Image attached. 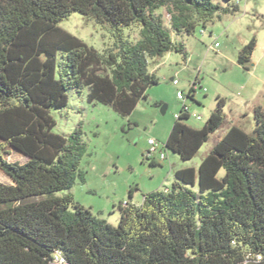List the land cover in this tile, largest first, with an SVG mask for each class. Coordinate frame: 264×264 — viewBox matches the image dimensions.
I'll use <instances>...</instances> for the list:
<instances>
[{"label":"trees","instance_id":"obj_1","mask_svg":"<svg viewBox=\"0 0 264 264\" xmlns=\"http://www.w3.org/2000/svg\"><path fill=\"white\" fill-rule=\"evenodd\" d=\"M232 2L0 0V171L11 182H0V264H264V106L253 109L250 135L225 127L222 99L201 129L184 123L182 107L163 151L188 162L212 139L209 152L196 170L175 171L166 192L120 204L116 227L69 193L85 182L80 131L54 133L53 112L73 92L129 116L158 84L149 62L174 52L185 63L175 38L237 13ZM72 14L98 24L112 45L97 51L60 29ZM135 26L131 42L125 33ZM254 49L252 39L237 64L247 70ZM9 150L25 162H9Z\"/></svg>","mask_w":264,"mask_h":264},{"label":"rangeland","instance_id":"obj_2","mask_svg":"<svg viewBox=\"0 0 264 264\" xmlns=\"http://www.w3.org/2000/svg\"><path fill=\"white\" fill-rule=\"evenodd\" d=\"M239 1L235 4L233 0L230 4L238 7L237 13L221 15L206 29L198 28L189 37L175 38L177 43L184 45L186 64L181 55L174 52L149 62L148 72L154 73L158 84L147 89L146 99L141 100L129 116L121 117L100 104H87L86 90L81 95L71 93L67 108L53 112L54 133L67 136L79 130L86 144V154L79 166L85 182H76L69 193L74 202L93 217L116 227L120 204L139 205L143 195L171 188L175 171L197 169L209 152L212 139L188 162H182L168 152L163 162L154 155L155 166L144 159L149 149L148 139L157 142L158 152L162 150L183 107L176 99V93L183 91L187 96L189 85L195 80L200 89L192 100L186 99L189 118L184 123L187 126L201 129L216 109L217 99H222L225 127L234 126L252 134L255 128L253 109L257 104L264 106V0ZM212 2L217 4L222 0ZM157 13L163 16L166 24L168 16L164 10ZM59 28L97 51L112 45L105 30L78 14L69 16ZM138 32L139 28L135 26L125 34L129 41L135 42ZM252 39L255 40V49L246 70L237 64V56ZM171 80H176L178 86H173ZM9 152V162H25L21 155ZM0 182L11 184L1 171ZM130 190L133 192L131 199L128 197Z\"/></svg>","mask_w":264,"mask_h":264},{"label":"built area","instance_id":"obj_3","mask_svg":"<svg viewBox=\"0 0 264 264\" xmlns=\"http://www.w3.org/2000/svg\"><path fill=\"white\" fill-rule=\"evenodd\" d=\"M239 2H240L239 0H235V4H238ZM214 46L217 47V44H215ZM172 85L176 87V86H178V82L176 80H172ZM199 89H200L199 83L197 82V80H195L192 84L189 85L187 96L184 95L183 91H177L176 99L178 101L182 102L183 108H184V110L186 112H187L186 99L189 96L193 97V95L197 91H199ZM196 120H201V118L200 117H196ZM147 144L149 146V149L145 153V156H144V159L146 161H149L150 163H153V161H155L154 155H158L159 162H163V161L166 160L167 154H165V152L163 151V147H162V150L158 152V144H157V142L155 140L148 139L147 140ZM166 191H167V189L163 190V192H166Z\"/></svg>","mask_w":264,"mask_h":264},{"label":"crops","instance_id":"obj_4","mask_svg":"<svg viewBox=\"0 0 264 264\" xmlns=\"http://www.w3.org/2000/svg\"><path fill=\"white\" fill-rule=\"evenodd\" d=\"M237 8H238V7H237ZM152 62H153V61H152ZM152 62H151V63H152ZM185 64H186V62H185ZM149 73L154 75V73H153L152 71H151V72H149ZM154 76H155V75H154ZM171 81H172V80H171ZM262 99L264 100V96L262 97ZM255 106L257 107V106H260V105H259V104H257V105H255ZM253 108H254V107H253Z\"/></svg>","mask_w":264,"mask_h":264},{"label":"water","instance_id":"obj_5","mask_svg":"<svg viewBox=\"0 0 264 264\" xmlns=\"http://www.w3.org/2000/svg\"><path fill=\"white\" fill-rule=\"evenodd\" d=\"M165 110V106L161 109V113H163ZM173 155V154H172Z\"/></svg>","mask_w":264,"mask_h":264}]
</instances>
